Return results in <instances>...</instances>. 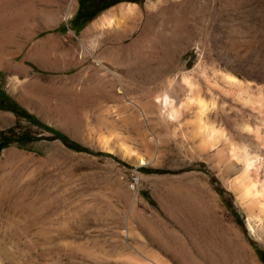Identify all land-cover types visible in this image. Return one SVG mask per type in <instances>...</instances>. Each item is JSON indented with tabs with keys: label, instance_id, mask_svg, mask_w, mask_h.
<instances>
[{
	"label": "rangeland",
	"instance_id": "obj_1",
	"mask_svg": "<svg viewBox=\"0 0 264 264\" xmlns=\"http://www.w3.org/2000/svg\"><path fill=\"white\" fill-rule=\"evenodd\" d=\"M79 1L0 24L24 69L0 67V90L85 149H0V264H264V209L247 211L220 157L245 149L264 187V0H122L76 31ZM7 128L51 135L0 108Z\"/></svg>",
	"mask_w": 264,
	"mask_h": 264
},
{
	"label": "bare ground",
	"instance_id": "obj_2",
	"mask_svg": "<svg viewBox=\"0 0 264 264\" xmlns=\"http://www.w3.org/2000/svg\"><path fill=\"white\" fill-rule=\"evenodd\" d=\"M12 6H13V10L11 9ZM40 9H38L36 7V5L34 4V0H0V24H2V26H3V25H5V23L12 22L13 18H11V17L14 15L17 16V15L24 14L25 16H29V17H32L34 15H39L41 17L43 15V14L41 15V10H43V9H41V10ZM5 10L8 12V14L6 16H4V14L6 13ZM10 10H12L13 13H11ZM3 11L5 12L4 14H3ZM111 13H113V12H111ZM109 14L104 15L100 19V22H103V23L106 22L107 24H109L113 18ZM124 15L125 14H122L121 16H124ZM127 15H128V13L126 14V16ZM114 16H115V13H114ZM19 20L20 19H17V23H19L18 22ZM12 24H13V26L16 24L15 19H14V22ZM7 25L10 26L11 24L10 25L7 24ZM2 26H1V29H2ZM12 28L13 27H11L10 29H12ZM1 33H3V32H0V34ZM2 39L3 38H1V36H0V47L2 46ZM3 53L4 52H2V53L0 52V67L6 69L10 73H14V74H18V75L20 73H22L24 70L23 67L20 64L15 63L13 61V57L15 56V54L11 53L9 56H5V55H3ZM111 82H112V80H111ZM19 88H20V91H26L27 90L25 87V84H20ZM160 100L164 106H168V107L170 106V100H169L168 95L164 94L160 98ZM196 102H197L196 107H198L197 110L201 111L202 110L201 102L200 101H196ZM194 104H195V102H194ZM169 111L170 112L168 114L171 115L173 112L171 110H169ZM198 121L199 122L197 123V126H195L196 127L195 133L199 135L202 144L207 145V147L214 146V145L216 146V144L222 138V134L218 130L214 129L213 127L205 126L204 124H202L200 119H198ZM220 152H222L220 157L224 158L225 161L228 160L227 164H226L227 170L239 173L236 176V178H234L232 180L230 186L233 188V190H235L237 192L238 197L243 201L247 211L251 212L254 209H257V211L264 209V187L261 184L258 186H257V183L255 184L254 175H253L254 170L251 169L253 166V163H252L251 157L247 154L246 150L241 148L238 151L230 143H224L223 147L220 149ZM255 174H256V172H255Z\"/></svg>",
	"mask_w": 264,
	"mask_h": 264
},
{
	"label": "trees",
	"instance_id": "obj_3",
	"mask_svg": "<svg viewBox=\"0 0 264 264\" xmlns=\"http://www.w3.org/2000/svg\"><path fill=\"white\" fill-rule=\"evenodd\" d=\"M122 0H104V2L98 4L97 6L89 9L85 6V1L80 0L76 12L72 19V26L76 27V31L79 30L82 25L90 20L98 11L105 9L117 2ZM126 1H137V0H126ZM0 108L8 109L12 111L14 114L21 116L31 122L34 125H38L44 130L50 132V136H34L29 133H21L17 135H13L10 128H7L4 132H2L1 140H0V149L6 146L10 142H14L18 148L29 150V147H26V144L31 141L39 140V139H58L64 146L76 150V151H85V149L75 142L69 140L63 133L56 131L52 128H49L43 124H40L35 120V118L23 110L12 98H10L5 92L0 90ZM99 153V152H97ZM258 256L260 260L264 263V257L261 253L258 252Z\"/></svg>",
	"mask_w": 264,
	"mask_h": 264
},
{
	"label": "built area",
	"instance_id": "obj_4",
	"mask_svg": "<svg viewBox=\"0 0 264 264\" xmlns=\"http://www.w3.org/2000/svg\"><path fill=\"white\" fill-rule=\"evenodd\" d=\"M136 182V178H132V183H135Z\"/></svg>",
	"mask_w": 264,
	"mask_h": 264
}]
</instances>
